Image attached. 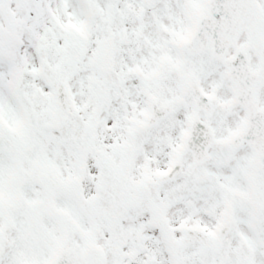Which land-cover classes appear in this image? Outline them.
<instances>
[{
	"label": "rangeland",
	"instance_id": "rangeland-1",
	"mask_svg": "<svg viewBox=\"0 0 264 264\" xmlns=\"http://www.w3.org/2000/svg\"><path fill=\"white\" fill-rule=\"evenodd\" d=\"M10 1V11L20 33V37L17 38L19 43H17L16 46L19 47L20 43L23 44L22 52L23 55L27 57V61L24 63L25 65L21 75L16 78L17 87H15L14 83L8 84V82H3L0 72V116L13 126L18 122L21 130L27 127V131H24L23 134L19 132L14 134L15 138L18 139H14L13 143L17 144L12 146L17 147L18 143H20V148H16V150L9 148L8 150L9 157L13 165L17 164L16 169L18 171H20L21 167L19 164H23L25 160L30 159L31 156L37 155L36 152L31 153L26 151L25 143L30 142L33 146H37V138H40V140L42 139L41 136L38 137L33 135L34 131L31 127H39L40 119H44L48 115L45 104L46 88L43 81L39 94L42 105H44V111L37 113L34 108V106L36 108L39 107L36 95L40 87L35 86L31 80V77L34 76V72H32V75H30V72L34 70L36 59L34 58L32 49L29 47L31 46L33 49H36L38 47V43L36 42H39L40 38L36 39L34 37L40 35L42 38L46 39L47 31L52 35V42L57 40V46L59 48L56 67L54 68L55 71L58 74L62 73L69 63L68 60L73 58L70 61L71 63L74 61V66L71 64L65 72L69 73V76H72L74 81V99L77 102V109L74 113V147H67L65 150L68 154L66 153L64 156L74 165V179L79 180L80 183L78 186L81 192H97L98 187H100L98 185V172L96 170L97 163L102 164L105 158L113 160L109 147L115 149L118 145H123L128 148L135 142L137 149H142L144 164L145 156L148 151H150L151 154L154 151L153 149L157 146L165 148L173 144L174 140L172 139L169 141L166 135H171L174 123L179 119L177 116L181 117L183 115L184 106H182V104L186 105L188 102L189 93L185 90H183L185 98L183 100L177 98L178 90L182 89L181 86L179 87V84L182 80H185L188 74L196 72L201 79L204 90L215 93V80L220 69H216L217 64H214L212 60L207 58L208 55L196 54L188 56L185 50H180L179 52L177 49L174 53L171 52L170 48L174 47V40L168 41V35L166 34L162 37L161 34L160 41L157 43L156 37L158 33L160 34L159 31H161V28L158 29L155 26L151 27H154L156 32H154V29H147V31H144L142 34L144 37L152 39L150 44L157 52L161 54L168 52L167 59H159L156 55L153 57L152 53L149 54V52H152L150 51V46L146 48H144V46L140 47L139 43H128L127 40L122 37L124 34L130 33L128 30L131 29L129 26L133 24L132 22L136 24H140V22L143 24L145 23L146 17H149L148 7L152 3H158L159 5L160 2H162V5L165 6L163 1L175 4L176 0H95L100 14L93 19L86 18L85 10L82 9L80 4V7L78 6L79 0H61V6H59L61 10L55 9V13H52L51 11L58 5V1L54 0L51 3L48 14L55 16L58 21H60L61 25L69 22L66 23L69 31L67 28H65L66 30L63 28L58 30V37L61 41L55 36V30L46 15V6H48L46 0L40 1L36 7H33L31 0ZM187 1L188 0H178V3L171 9L173 12L176 10L178 11L177 18L180 22L187 16L193 15V11H186L185 6ZM80 3L82 6L84 5L83 1ZM200 7L201 0H198L195 4V8L200 9ZM139 8L143 9L144 14L140 22L136 21L138 19L137 15ZM70 12H74V14ZM3 20H5V0H0V55L4 57L3 54L7 52L10 41L5 36ZM155 20H157L156 16L152 15L150 24L153 25L152 23ZM106 24L110 25L116 36L114 61L111 70L108 72L104 71L100 58L101 40L105 37ZM69 32L71 38H74L72 42H70L68 37ZM170 32L171 34L174 33V31ZM181 32L182 30H180L179 33ZM25 35L32 36L34 42H27L23 37ZM162 38L166 39L168 43ZM40 42L42 41L40 40ZM44 44H46V46L48 45V43ZM73 45L74 47L78 45V47L74 48V55L72 56L70 49ZM46 51L48 53L50 52L48 46ZM55 59L56 56L52 54L51 60L55 62ZM8 60L9 58L5 59V65H3L2 69L6 67ZM15 61L20 62L19 57H15ZM135 72L137 74L136 80L134 76ZM141 79L143 82H141ZM217 80L222 87L221 83H223V78L219 76ZM134 81H136V83ZM20 86L21 88L26 86L30 90L33 87L35 88L31 94V97L34 99V106ZM130 90H132L134 94L130 96L133 100L129 98ZM148 91L158 97L159 100L172 101L173 104H175L174 113L167 120L158 124L154 129H146L141 126L142 118L140 115L145 111L144 95ZM221 92H223L222 88ZM221 96L224 97L222 93ZM85 122L96 125L98 129L94 143L90 148L86 147L84 142L76 137L79 127ZM134 130L136 133L133 132ZM66 134L68 133L65 131H61L60 133L61 136ZM50 137L53 136L51 135ZM122 150L123 147L114 153L118 159L115 162L109 163L107 167V172H111L112 169L111 175L119 173L120 165L122 164ZM54 152H56L61 159V168L62 164H64V162H62L64 161L63 150H56ZM215 155L216 157L219 156L218 151H216ZM47 157L48 154L45 152L44 160ZM4 159L5 155H0V179L4 178L3 170H5L7 160ZM39 160V162H41V155L39 156ZM148 160L150 164H148V166H143V182L150 180L147 176H149L153 170L151 158L149 157ZM229 162V159L221 158L217 160L216 167L221 168V170L229 169V172L225 174V176L229 175L231 178L237 176V174L233 171L232 164ZM157 163L158 161H156V164ZM163 165L164 163L162 166ZM240 167L241 165L239 164V168ZM130 168L131 167L127 165L126 174L136 185V178L130 175ZM212 171L214 172L215 169ZM245 173L247 174V172ZM257 173L262 174V178H264V170L262 168L253 171L255 177H258ZM238 176V184L235 185L238 188L237 196L245 198L242 196L245 195L244 193L247 194V191L239 184L241 176ZM138 180H140L139 177ZM170 185L176 188L173 194V197L176 195L174 198H180V196L182 198H190L191 204L195 203V201L200 198L219 197L214 189V182L209 180H196L194 176L189 173L178 176L174 181V185L172 183ZM102 186L106 187L107 190L113 191V187L116 186V184L111 183L107 185L104 181ZM221 186L223 187V185ZM121 188L123 193L120 194V196L122 197L115 198L116 203H114V206L117 207L119 203L126 202L127 207L125 211L127 217L125 220L133 227L138 219L129 215L137 210V201L141 204V208L144 207L145 210H148L149 207L147 202H149V200L147 198L152 197L144 196L139 190L138 192L132 191L131 193L129 189L126 190L123 187ZM169 188L170 187L164 189L166 195L169 193ZM227 191L224 185L223 192L226 193ZM178 194H180V196H178ZM230 195L227 198H230ZM52 202L53 198H44L45 206H51ZM81 204L83 207H86L85 202H80L79 198L74 199V211L76 207H79ZM110 204L113 205L111 202ZM92 205L99 207L102 206L103 203L96 199L92 202ZM107 207L110 208L108 205ZM247 211L248 207L244 205L239 210V216L247 221L242 222L245 223V225H248L247 223L250 217ZM89 218L90 217L83 222L84 225L90 224ZM197 219L201 220L203 218L198 216ZM248 235V233L245 235L247 239Z\"/></svg>",
	"mask_w": 264,
	"mask_h": 264
},
{
	"label": "flooded vegetation",
	"instance_id": "flooded-vegetation-1",
	"mask_svg": "<svg viewBox=\"0 0 264 264\" xmlns=\"http://www.w3.org/2000/svg\"><path fill=\"white\" fill-rule=\"evenodd\" d=\"M152 199L154 205L163 201L166 206V222L163 229L171 235L173 240V243L169 244V246L172 249L173 255L177 257L174 260L176 264H264V259L255 258V244L264 246V201L258 202V204L262 206L261 211L257 209L247 211L250 216L247 223L248 225L242 223L247 221L239 216V212L232 210L230 232L217 244L214 248L215 251L213 252L212 249L202 248L198 242L185 245L182 241L185 239L184 233L186 231L192 227L197 229L199 224H202V220L197 221L198 216L203 218L207 216V220H209L215 214L220 213V211H214L217 204L211 206L213 211L201 210V207L205 202H202L200 206H193L190 203V198H184L183 203L185 211H180L176 209L175 204H169L172 198ZM224 199H229L230 203L238 201V198ZM218 204L222 205V201L219 200ZM226 204V201L225 203L223 202V205L226 206ZM105 214L106 213H104V215ZM181 223H183L182 226L180 225ZM122 229L124 230L123 232H125V227ZM246 233L249 234L248 239L245 236ZM112 238L111 229L108 228L107 232L103 230L99 231L97 239L92 240L94 244L103 249L105 256L104 264H127V262H130L131 264H165V260L161 256V251H159V249L156 250L155 248L152 254L146 259L127 258V254L122 252V249L111 252L110 247L112 244ZM113 239H122V237L119 235L115 236ZM149 240L150 239H148L147 244L150 245V247L155 245L153 242L149 243ZM86 243H82V245L84 246ZM63 246H70L75 250L80 249L74 246V242L63 244ZM17 247L18 245L15 246V248ZM257 250H259V247ZM48 252L49 249L43 247L34 251L29 250L26 247L17 250H8L5 252V257L0 259V264H41V261L46 255H48Z\"/></svg>",
	"mask_w": 264,
	"mask_h": 264
},
{
	"label": "water",
	"instance_id": "water-1",
	"mask_svg": "<svg viewBox=\"0 0 264 264\" xmlns=\"http://www.w3.org/2000/svg\"><path fill=\"white\" fill-rule=\"evenodd\" d=\"M212 17H214V16H212ZM237 17H235V19H236ZM223 28H225L226 26H222ZM222 27H219L218 25H215V24H213V23H210V25H209V28L210 29H212V30H218V29H223ZM209 34V32H206V31H202L200 34H197V36L198 37H203L204 36V34ZM217 39L219 40V41H221V39L219 38V32L213 37V39L211 38V36H210V43H211V50H212V52L214 53V55H217V56H221L219 53H217L216 51H215V49H214V47H213V40H214V43L217 41ZM254 49H256L257 50V52L261 55V57H262V65H263V68H264V52H263V50L262 49H260L259 48V43H258V40L257 39H255V40H253V41H251V44H250ZM242 53V55L244 56V52L242 51L241 52ZM108 55H109V47H107V50H106V53L104 54V57H105V59H107L108 60ZM243 59H244V62H245V56L243 57ZM224 63H225V65H226V67L228 68V70L229 69H231V65H230V63H228V60H226V61H224ZM264 82V81H263ZM262 83V82H261ZM263 84V83H262Z\"/></svg>",
	"mask_w": 264,
	"mask_h": 264
}]
</instances>
